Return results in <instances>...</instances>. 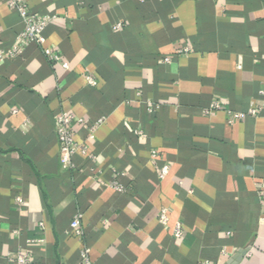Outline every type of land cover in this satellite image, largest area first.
Segmentation results:
<instances>
[{
  "label": "crops",
  "instance_id": "0c3cea01",
  "mask_svg": "<svg viewBox=\"0 0 264 264\" xmlns=\"http://www.w3.org/2000/svg\"><path fill=\"white\" fill-rule=\"evenodd\" d=\"M25 1L42 45L0 0V264H264V0ZM61 111L88 147L69 169Z\"/></svg>",
  "mask_w": 264,
  "mask_h": 264
},
{
  "label": "built area",
  "instance_id": "2783aa9c",
  "mask_svg": "<svg viewBox=\"0 0 264 264\" xmlns=\"http://www.w3.org/2000/svg\"><path fill=\"white\" fill-rule=\"evenodd\" d=\"M7 6L14 10L20 17L22 24H23V30L20 32L18 39L21 42V46H28L30 44H38L42 45L44 42V38L42 36V32L44 28L46 27V20L42 18L41 16H38L34 13H32L25 0H4ZM120 27V25H117L116 28ZM18 51V48H13V50L10 51L9 56L13 57ZM190 48L185 47L179 50L178 54H189ZM3 54V53H2ZM43 54L46 57L48 61L51 63H60L62 64V67L64 69H67V64L62 62L61 57L54 53L50 49H44ZM165 62H169V59L166 58L164 60ZM85 80L87 84L91 87H96L97 82L91 78L90 76H86ZM260 94L264 96V91H261ZM264 106V103H263ZM221 105L218 101H212L209 108L205 111L206 115L215 113L220 111ZM259 108L250 105L248 110L246 112H234L231 110H225L226 113V122L227 124L231 125L234 122L244 120L246 117H255L258 114ZM83 120L76 118L70 111H61L58 112L54 116V128L55 133L57 136V142H58V151H59V159L61 162V165L64 169L71 168V159L73 156L80 154L82 156L87 155L88 147L86 144H79L76 142V132L75 127L82 125ZM103 120H98L95 122L92 126L88 128L89 137L88 140H91L93 138V134L96 131V129L102 124ZM151 157L155 159L157 157L155 152L151 153ZM91 160H93V157H90ZM168 173V166L164 165L160 169V179H163L166 174ZM258 193L260 195L261 201L264 204V185L260 186L258 189ZM17 202L21 203V199L17 198ZM159 223L162 226H165L168 223V216H167V210L162 209L159 215ZM71 229L74 230L77 234H80L79 230V216L74 218L70 225ZM173 236L176 239L181 238L182 232H181V226L180 224H176ZM18 261L22 264H25L27 262V258L24 255L18 256Z\"/></svg>",
  "mask_w": 264,
  "mask_h": 264
}]
</instances>
